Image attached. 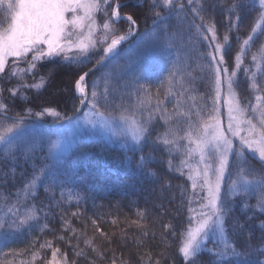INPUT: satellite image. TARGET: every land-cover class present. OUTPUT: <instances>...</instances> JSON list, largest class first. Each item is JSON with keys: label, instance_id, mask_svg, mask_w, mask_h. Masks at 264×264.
I'll list each match as a JSON object with an SVG mask.
<instances>
[{"label": "trees", "instance_id": "trees-1", "mask_svg": "<svg viewBox=\"0 0 264 264\" xmlns=\"http://www.w3.org/2000/svg\"><path fill=\"white\" fill-rule=\"evenodd\" d=\"M121 2L126 4V7L120 9L121 14H132L137 20V33L118 48L119 55L88 77L89 84L90 80L92 82L102 73L112 71L116 78L114 83L118 82L120 87L115 103L121 102V96L125 103H135L136 88L139 85L149 87L153 93L160 87L159 98L164 100V106L172 111L175 97H166L167 84L161 87L160 82L166 81L178 58L183 59L187 54L193 58L189 61L188 70L192 71V75L197 79L194 81V87L186 93V98L188 94L194 95L199 103L200 96L208 95V73L206 70L201 72L197 63H204L207 59L200 58L199 54L209 50L208 43L200 39L188 44L189 32L185 31L184 45L169 47L162 29L153 25L154 14L148 11L150 0H143L140 7L137 6L140 0ZM202 3L204 11L201 15L206 21L215 23L218 41L223 43L224 35L229 36V42L225 44V59L231 72L240 44L249 34L260 10L258 0L257 10L251 12L248 7H238L235 12H228L233 3L243 5L245 0H202ZM185 12L186 18L180 26L187 29L194 14L187 6ZM237 17L240 19L237 20ZM2 19L3 11L0 10V20ZM103 19V13H97L98 23L102 24ZM167 23L170 25L168 31L177 28L179 22L175 13ZM196 23H200L198 18ZM117 27L120 29L117 35L127 30V24L123 21ZM154 27H158L160 32L159 42L155 47L149 44L139 54L135 50L127 52L130 46L137 45L142 34L152 31ZM237 37L240 38L239 41ZM262 43L264 36H260L252 44L251 49L242 57L243 63L235 78V90L239 93L243 105H248L249 102L255 105V97L264 96V90L256 92L250 88L249 79L253 72H257L252 56L257 53ZM99 54L93 53L91 61L82 69L63 62L60 57L38 62L36 69L24 78V82L32 84L43 76L47 81L45 86L40 90L21 88L16 96H12L8 89L21 81L15 77L8 78V73L13 67L10 59L5 74L0 77V88H3L0 100L7 105V114L37 118L35 115H29L27 110L31 109L35 113L45 107H52L66 118L75 115L79 105L73 87L74 81L80 72L86 71L96 63ZM256 63L264 68V59L258 56ZM19 66L27 67L23 62ZM244 69H249V72L245 73ZM133 77L139 79L133 82ZM257 80L264 83V74L257 72ZM126 83L128 87H124ZM87 107L85 105L84 109ZM146 115L143 118H146ZM159 116V113L155 114L148 136L140 145L128 141L119 145L102 138L76 140L70 151L56 162L54 171L58 178L55 185H50L42 178L33 194L27 198L23 191L24 185L34 172L38 173L48 162L50 133L57 128L23 121L24 125L40 126L46 134L40 138L29 136L16 141L11 156H7L3 151L4 146L0 145V219H6L9 209L15 205L19 208L21 216L27 209L35 206L38 220L18 232H13L7 241L0 237V264H21V261L24 264H49L54 248L60 249L57 264H65V254L66 264H112L114 259L116 264H156L157 261L159 264H185L178 249L181 233L188 225L190 214L189 205L181 195V186L190 191V182L186 175L181 176L175 170L181 159L180 154H170L164 145L156 143L157 135L165 131ZM37 119L45 122L60 121L47 115ZM13 122L14 119H6L0 115V130L7 126V123ZM142 155L151 157V160L140 168L138 164ZM169 161L172 170H169ZM248 164L264 171L259 161L251 156ZM18 198L21 201L19 204ZM258 200L259 193L241 194L228 200L230 211L225 221L226 237L229 244L247 257L248 264H264V212L256 207ZM191 206L194 208L195 203ZM73 213L78 215L74 216ZM138 213H143V218ZM93 221H96L95 225ZM134 221H138L139 226L133 223ZM165 225L171 227L166 228ZM144 232L147 235H144ZM87 239L92 240L103 258L85 244ZM218 240L217 236H212L207 241V249L217 250L222 247ZM48 241L52 244L51 248L41 247ZM207 249L197 256L195 264H228L229 260L234 261L231 257L218 261ZM80 250L84 251L87 259L76 255ZM17 253L19 255H16ZM33 253L36 254L35 258Z\"/></svg>", "mask_w": 264, "mask_h": 264}, {"label": "snow or ice", "instance_id": "snow-or-ice-1", "mask_svg": "<svg viewBox=\"0 0 264 264\" xmlns=\"http://www.w3.org/2000/svg\"><path fill=\"white\" fill-rule=\"evenodd\" d=\"M142 5L143 0H140L137 6ZM186 6L194 17L188 22L187 29H184L180 25L186 18ZM124 7L126 4L121 0H0V10L3 11V19L0 20V77L5 74L9 59L12 58L13 67L8 73V78L15 77L21 81L8 89L12 96H16L21 88L40 90L45 86L47 81L43 76L32 84L24 82V78L36 69L38 62L60 57L63 62L82 69L91 61L93 53H100L94 68L80 72L73 85L80 105H87L89 111L82 120L78 118L71 128L62 127L50 133L48 162L25 183V198L33 194L42 178L50 185H55L58 178L54 171L56 162L73 146L76 131L87 126L96 129L98 126L113 137H124L126 142L130 138L134 145H140L148 136L155 114L159 113L165 131L157 135L156 143L164 145L170 154H180L181 159L175 170L181 176L186 175L190 182V191L181 186V195L189 205L190 215L188 225L181 233L179 254L185 264H195L197 256L207 249V241L212 236H217L222 247L217 250L207 249L215 259L223 261L225 257H231L234 261L229 260L228 264H248L247 257L229 244L225 221L230 211L229 198L241 194L259 193L256 207L264 212V171L248 164L251 156L257 159L264 169V96L257 95L255 105L251 102L243 105L239 93L235 90V78L243 63L242 57L260 36H264V0H258L260 10L249 34L240 44L231 72L225 59V44H228L229 36L224 35L223 43L218 41L215 23L206 21L201 15L204 11L202 0H186V4L185 0H150L148 11L154 14L153 25L162 29L169 47H176L177 44L183 46L185 31L189 32L188 44L200 39L208 42L209 50L199 54L200 58L207 59L204 63H197L201 72L206 70L208 73V95L200 96L199 103L194 95L188 94L186 98V93L194 87V81L197 79L192 75V71L188 70L189 61L193 58L186 54L185 58H178L177 63L173 64L166 81L160 82L161 87L167 84L165 96L175 97L172 111H169L164 106V100L159 98L160 87L153 93L149 87L139 85L136 88L135 103H125L123 96L120 103H115L120 87L118 82L114 83L116 78L112 71L102 73L100 77L93 79L91 84L88 82V77L95 68L103 67L119 55L118 46L136 34L137 20L132 14L122 15L120 9ZM238 7H248L250 12L256 11L257 0H245L243 5L233 3L228 12H235ZM97 13H103L102 24L97 21ZM173 13L179 23L177 28L170 32L167 21L172 18ZM197 18L200 23H196ZM239 19L240 17H237V20ZM121 21L127 24V30L117 35L120 32L117 25ZM98 32L100 35H97ZM159 36L156 27L151 32L142 34L135 51L142 53L149 44L155 47ZM237 40L240 38L237 37ZM258 56L264 59V43L252 56L257 72L264 74V68L256 63ZM21 62L26 63L27 67L21 68ZM244 71L248 73L249 69ZM257 72H253L249 79L250 88L259 92L264 90V83L258 82ZM138 79L139 77H133V82ZM124 87H128V84ZM2 92L3 88H0V93ZM7 111V105L0 100V114L9 119ZM27 112L37 118L47 115L55 120L66 119L52 107H45L35 113L28 109ZM145 114L146 118H143ZM23 121L24 117L18 115L13 123L3 126L0 130V145L4 146L3 151L7 156H11L16 141L27 131ZM52 136L55 139H51ZM150 160L151 157L142 155L138 167L143 168ZM169 170H172L171 161ZM194 202L198 203V209L191 206ZM19 203L21 201L18 198L17 204ZM138 215L143 218V213ZM36 220L38 213L35 206L27 209L21 216L19 208L13 205V208L9 209L8 217L0 219V237L7 241L13 232L30 226L31 222ZM133 223L139 226L138 221ZM93 224L95 225L96 221H93ZM101 234L104 235L102 232ZM143 234L147 235L146 232ZM84 242L103 258L92 240L87 239ZM41 247L51 248L52 244L48 241ZM59 253L58 248L52 250V260L49 264H57ZM35 255L33 253V258ZM76 255L87 259L83 250L76 252ZM21 264L24 262L21 261ZM112 264H116L115 259Z\"/></svg>", "mask_w": 264, "mask_h": 264}, {"label": "rangeland", "instance_id": "rangeland-1", "mask_svg": "<svg viewBox=\"0 0 264 264\" xmlns=\"http://www.w3.org/2000/svg\"><path fill=\"white\" fill-rule=\"evenodd\" d=\"M158 28V27H157ZM159 29V28H158ZM157 29V31L159 32V30ZM138 30V28H137ZM151 32V31H150ZM160 33V32H159ZM110 42V41H109ZM207 42V41H206ZM208 43V42H207ZM135 45L133 46H130L129 49L127 50V52H130L129 50L132 49L133 51L135 50ZM118 51V49H117ZM132 51V52H133ZM12 59V58H10ZM9 59V60H10ZM90 83H91V80H90ZM78 96V95H77ZM78 107H80V103H79V96H78ZM85 106V105H84ZM89 111L88 107L84 109H82V111L74 118H72L71 120L67 121L66 123H63L62 125H58L56 126L57 129H61L62 127H68V128H71L73 124H75V122L77 121V119H83L85 118V113H87ZM71 121V123H70ZM8 124H11V123H7ZM41 125V124H40ZM25 128L27 129V131L22 134L20 136V138L17 140V141H21V140H24L25 138H28L29 136H34V137H38L40 138L42 135L46 134L45 131L41 130V127L40 126H36L34 124H25L24 125ZM43 126V125H41ZM45 126V125H44ZM54 127V126H53ZM56 129V130H57ZM83 138H102V139H105L107 142H110V143H116V144H119V145H123L125 141V138L124 137H120V138H117V137H113L111 136V133H107V132H104L103 130H101L98 126L96 129H92L91 126H87V128H82L81 130L79 131H76L74 133V140L76 142V140L78 139H83ZM55 139V138H54ZM129 143H132V141L130 140V138L127 140ZM74 142V143H75ZM133 144V143H132ZM74 145V144H73ZM72 148V147H71ZM70 148V149H71ZM69 149V151H70ZM68 151V152H69ZM67 152V153H68ZM66 153V154H67ZM65 154V155H66ZM64 155V156H65ZM260 163V162H259ZM186 173H187V169L184 170ZM195 203V206L194 208H197L198 209V203L194 202Z\"/></svg>", "mask_w": 264, "mask_h": 264}, {"label": "water", "instance_id": "water-1", "mask_svg": "<svg viewBox=\"0 0 264 264\" xmlns=\"http://www.w3.org/2000/svg\"><path fill=\"white\" fill-rule=\"evenodd\" d=\"M136 33H137V31H136ZM133 36H134V35H133ZM133 36L129 37V39H128L127 41H129ZM127 41L122 42V43L118 46V48L121 47V46H122L124 43H126ZM95 65H96V63H95L92 67H90L89 69H93ZM99 68H100V67L97 66V67L95 68V71L98 70ZM89 69H87L86 71H88ZM95 71H93L91 74H93ZM91 74H90V75H91ZM83 107H84V105H83V106H80V107L78 108L77 112L75 113V115H73V116H69V117H67V118L64 119V120H60V121H57V122H45V121L39 120V119L34 118V117H30V116H22V117H24V121H30V122L38 123V124L45 125V126H58V125H60V124H63V123H65V122L69 121V120L72 119L74 116L78 115V114L82 111ZM0 115H1V116H4V115H2V114H0ZM7 116L10 117L11 119H14L15 117H17V116H11V115H8V114H7ZM4 117H5V116H4Z\"/></svg>", "mask_w": 264, "mask_h": 264}]
</instances>
